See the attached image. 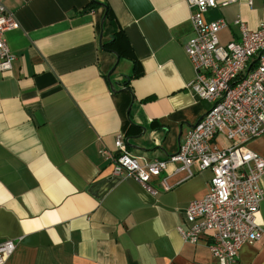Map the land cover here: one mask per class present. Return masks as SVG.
Wrapping results in <instances>:
<instances>
[{
  "label": "crops",
  "instance_id": "1",
  "mask_svg": "<svg viewBox=\"0 0 264 264\" xmlns=\"http://www.w3.org/2000/svg\"><path fill=\"white\" fill-rule=\"evenodd\" d=\"M94 1H4L19 23L0 72V242L17 243L7 264H219L178 231L210 171L170 164L147 186L113 174L118 134L141 163L166 160L211 107L188 87L192 12L186 0ZM231 1L205 14L226 22L222 45L238 40L237 19L264 23V0ZM116 37L133 59L102 47ZM249 148L264 156V135ZM257 221L264 231V200ZM239 264H264V235Z\"/></svg>",
  "mask_w": 264,
  "mask_h": 264
},
{
  "label": "built area",
  "instance_id": "2",
  "mask_svg": "<svg viewBox=\"0 0 264 264\" xmlns=\"http://www.w3.org/2000/svg\"><path fill=\"white\" fill-rule=\"evenodd\" d=\"M4 1L0 0L2 73L11 71L15 60L5 33L19 28ZM186 2L192 12L193 37L184 49L195 71L188 87L211 107L186 134L177 153L166 160L141 163L129 152L126 135L118 134L115 144L119 156L114 160L113 174L133 177L147 186L170 164L177 165L176 172L185 171L188 178L210 171L209 192L188 204L185 228L179 226L178 231L187 243H205L219 264H239L242 247L264 235L257 221L264 200V156L249 148L264 135V23L251 30L237 19L238 40L222 45L219 33L227 27L226 22L205 20V14L219 6L217 0ZM219 137L232 144L221 147ZM162 187L170 190L166 180ZM16 248L13 240L0 242V264H7Z\"/></svg>",
  "mask_w": 264,
  "mask_h": 264
},
{
  "label": "trees",
  "instance_id": "3",
  "mask_svg": "<svg viewBox=\"0 0 264 264\" xmlns=\"http://www.w3.org/2000/svg\"><path fill=\"white\" fill-rule=\"evenodd\" d=\"M98 6H99V3L95 2L94 0H91V3L87 6L86 11L87 10H93ZM105 15L108 18L109 13L106 11ZM122 44H123V41H121V39L119 37H116L113 41L109 42L108 44H103L102 47L106 48L107 50H112L114 52H118L121 56H126L128 58L133 59L132 54L128 55L125 52H121V49L123 48ZM126 135H128V134L126 133Z\"/></svg>",
  "mask_w": 264,
  "mask_h": 264
},
{
  "label": "rangeland",
  "instance_id": "4",
  "mask_svg": "<svg viewBox=\"0 0 264 264\" xmlns=\"http://www.w3.org/2000/svg\"><path fill=\"white\" fill-rule=\"evenodd\" d=\"M232 143L230 141H228L225 137H220L219 139V145L221 147H228L230 146Z\"/></svg>",
  "mask_w": 264,
  "mask_h": 264
},
{
  "label": "water",
  "instance_id": "5",
  "mask_svg": "<svg viewBox=\"0 0 264 264\" xmlns=\"http://www.w3.org/2000/svg\"><path fill=\"white\" fill-rule=\"evenodd\" d=\"M105 21V17L103 18V22Z\"/></svg>",
  "mask_w": 264,
  "mask_h": 264
}]
</instances>
